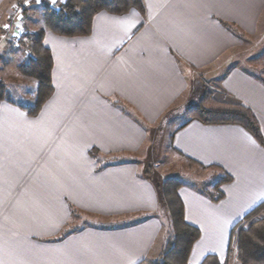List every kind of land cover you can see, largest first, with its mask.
<instances>
[{"label":"crops","instance_id":"0c3cea01","mask_svg":"<svg viewBox=\"0 0 264 264\" xmlns=\"http://www.w3.org/2000/svg\"><path fill=\"white\" fill-rule=\"evenodd\" d=\"M15 2L0 0V26ZM141 2L144 13L97 12L86 35L44 30L51 95L35 115L0 101V264L159 258L170 219L157 184L131 156L171 105L188 90L196 104L209 81L217 101L251 108L263 144L235 123L186 119L171 129L172 150L210 170L199 186L180 179L185 220L200 231L187 263L212 253L229 264L232 227L264 201V54L260 70L215 66L256 32L264 0ZM223 172L232 179L214 200L206 191Z\"/></svg>","mask_w":264,"mask_h":264},{"label":"trees","instance_id":"16d2710c","mask_svg":"<svg viewBox=\"0 0 264 264\" xmlns=\"http://www.w3.org/2000/svg\"><path fill=\"white\" fill-rule=\"evenodd\" d=\"M135 8L144 13L141 0H64L57 7L47 3L41 5L43 29L28 32L24 45L27 48L26 60L17 69L19 72L37 80V91L33 105H20L29 114L35 115L51 95L52 58L50 51L43 44L44 30L65 35H86L91 31L93 16L105 10L122 14ZM12 102L4 81L0 78V101ZM187 120L196 119L203 123H235L245 128L259 143L263 137L258 121L248 106L237 102L217 101L210 91L205 92L199 101L185 110ZM226 172L217 178L213 185L214 193L207 194L214 200L223 196L218 187L231 181ZM182 181L176 177L164 179L158 185L161 205L166 209L170 219V233L159 258L143 259L137 264H188L187 258L193 243L199 238L200 231L185 220L184 206L178 195ZM264 201L248 211L233 227L230 233L228 257L234 255L240 264H264ZM200 264H228L220 262L215 254H207Z\"/></svg>","mask_w":264,"mask_h":264},{"label":"rangeland","instance_id":"374dc122","mask_svg":"<svg viewBox=\"0 0 264 264\" xmlns=\"http://www.w3.org/2000/svg\"><path fill=\"white\" fill-rule=\"evenodd\" d=\"M20 0H16L19 2ZM64 0H56L53 4L52 0H33L23 11V21H18L17 31L15 33L18 39V45L14 46L10 42V32L4 30L5 25L0 26V78L4 81L7 91L10 92L12 103L17 105H33L37 91V80L25 76L18 71L17 66L26 60L27 54L24 41L26 34L29 32L26 23H29L30 28L43 29V13L41 5L47 3L50 6L57 7ZM15 8H12L11 14L14 13ZM29 10V14L27 11ZM28 15V16H27ZM10 16V15H9ZM12 16V15H11ZM10 25L15 26V19L10 17ZM13 21V22H11ZM9 25V24H8ZM9 25V26H10ZM8 26V27H9ZM20 33V34H19ZM241 44L227 52L222 59H220L215 66L223 63L226 67L231 62H238L246 65V62L256 67L258 70L262 68V56L264 54V14L261 17L259 26L256 32L252 35H242ZM250 68L253 70V68ZM201 84L204 85L205 80L199 78ZM197 83V81H196ZM209 90L215 88V83L208 82ZM205 87V85H204ZM194 89V87H191ZM205 87L203 94L208 88ZM214 90V89H213ZM210 93H212L210 91ZM202 94V95H203ZM213 96V93H212ZM190 98V90H188L179 100H177L166 111V114L159 122H157L151 132L147 143L137 153H133L131 157L136 158L141 163V168L144 172L158 185L162 184L164 179L168 177H178L185 184L199 186L202 182L209 180L205 172L196 166H192L180 158L170 146L171 129L182 121L187 119L185 110L193 105ZM195 105V104H194ZM204 179V180H203ZM229 264H240L232 254L229 256Z\"/></svg>","mask_w":264,"mask_h":264},{"label":"built area","instance_id":"2783aa9c","mask_svg":"<svg viewBox=\"0 0 264 264\" xmlns=\"http://www.w3.org/2000/svg\"><path fill=\"white\" fill-rule=\"evenodd\" d=\"M33 0H20L19 2H15L13 8H15L14 13H10V16H8V18L10 17V19L12 20H16L15 21V26L10 25L9 20L4 24V25H8L9 27L5 28L4 30L7 32H10L9 38H10V42H12L11 44H13L14 46H17L18 43V39H16L15 37V33L17 31V25H19V23H17L18 21L22 22L23 21V11L26 9V7L32 2ZM12 15V16H11ZM13 22V21H11ZM20 34V33H19Z\"/></svg>","mask_w":264,"mask_h":264},{"label":"snow or ice","instance_id":"6c2138e0","mask_svg":"<svg viewBox=\"0 0 264 264\" xmlns=\"http://www.w3.org/2000/svg\"><path fill=\"white\" fill-rule=\"evenodd\" d=\"M52 3L55 4L56 3V0H52ZM8 25H5V28H7Z\"/></svg>","mask_w":264,"mask_h":264}]
</instances>
